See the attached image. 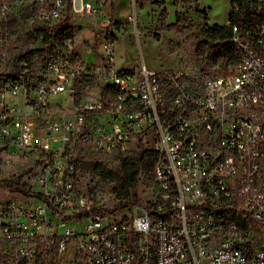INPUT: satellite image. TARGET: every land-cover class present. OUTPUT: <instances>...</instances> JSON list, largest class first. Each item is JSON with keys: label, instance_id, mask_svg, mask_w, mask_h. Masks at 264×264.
<instances>
[{"label": "built area", "instance_id": "built-area-1", "mask_svg": "<svg viewBox=\"0 0 264 264\" xmlns=\"http://www.w3.org/2000/svg\"><path fill=\"white\" fill-rule=\"evenodd\" d=\"M229 1L235 60L197 84L179 68L119 67L108 28L95 38L98 61L84 60L74 37L20 50L0 87V160L15 149L34 161L26 189L0 183V264H264V0ZM101 5L0 0V59H9L10 21L31 30L68 12L99 19ZM87 75L100 82L79 94ZM64 91L70 110H39ZM28 92L37 109L15 114L10 97ZM141 134L159 150L153 199L121 213L98 206L79 188L73 145L125 150Z\"/></svg>", "mask_w": 264, "mask_h": 264}, {"label": "rangeland", "instance_id": "rangeland-1", "mask_svg": "<svg viewBox=\"0 0 264 264\" xmlns=\"http://www.w3.org/2000/svg\"><path fill=\"white\" fill-rule=\"evenodd\" d=\"M101 2L100 14L96 16L100 17L98 20L80 13L67 14L76 31V37L74 35L76 49L88 63L96 57L91 53L98 48L95 38L103 28H108L114 35V58L115 64L119 67L133 71L139 70L143 64L151 70L179 68L187 72L185 77L188 81L197 84L201 82L204 74L222 72L230 66L227 57L212 59L210 49L204 53L197 52V42L204 38L202 30L205 26L215 23L228 24L229 0H101ZM202 9H205L206 14ZM179 13L181 15L178 17ZM161 15L165 23L175 22L179 18L178 26L171 30H160L158 26L161 24ZM30 28L31 24L26 19L12 20L8 23L10 32L8 42L11 46L9 59H0V87L3 89L8 79L15 75L12 72L16 64L14 54L25 49L33 41L27 34ZM96 60H99L98 57ZM99 82L98 77H94L80 93L94 92ZM79 83H82V80ZM35 96V92H28L27 97L20 93L18 96L10 97L11 101L8 99L15 114H31L37 109L38 99L34 98ZM49 98L50 101L56 102L55 105L47 104L39 108L47 114L68 111L73 103L69 91L60 92ZM152 142L150 135L141 134L129 141L124 151L128 155H134L141 145L151 147ZM158 145L162 146L161 141ZM72 152L79 169L80 190H87L98 206L112 209L118 201L113 191V183L101 180L99 176L87 170L86 166L91 162L103 161L117 169L119 162L115 151L101 150L89 141L78 140L73 145ZM8 154L3 155L10 159L9 162L4 163L3 159L0 160V180L19 175L23 181L30 180L32 170L29 169L34 159L15 149L8 150ZM154 188L153 179L140 173V180L135 188L136 208L140 209L139 206L153 199ZM5 194L6 192L0 188V199H4ZM129 207L130 205L113 211L121 213L127 211Z\"/></svg>", "mask_w": 264, "mask_h": 264}, {"label": "trees", "instance_id": "trees-1", "mask_svg": "<svg viewBox=\"0 0 264 264\" xmlns=\"http://www.w3.org/2000/svg\"><path fill=\"white\" fill-rule=\"evenodd\" d=\"M136 1V0H135ZM205 13V9H202ZM181 13L178 14V17ZM161 24L158 26L160 30H171L178 26L179 18L175 22L165 23L164 17L161 15ZM118 22V21H116ZM48 29H54L50 33ZM202 33L204 38L197 42V52L204 53L207 49L211 50L210 56L217 60L222 57H227L230 64L235 60V47L232 42L231 26L229 24H212L203 28ZM35 39H42L44 42H52L64 37H74V25L70 23L69 17L65 16L57 26H42L33 24L32 29L27 33ZM158 36V34H156ZM25 56V52L17 51L14 54L15 65L12 72H16L17 63ZM93 75H87L82 79V83L78 84V92L93 80ZM116 159L119 162V167L114 169L106 162L95 161L86 166V169L99 176L101 180L111 181L113 183V191L118 199L117 203L110 211L116 210L120 207L132 206L137 203V194L135 188L140 180V173H143L147 178H152L153 168L157 159L159 150L157 148L144 147L141 145L134 155H128L124 150H114ZM0 183L8 186L11 190L26 189L25 182H22L21 175L16 177H9L0 180ZM29 193L28 191H26Z\"/></svg>", "mask_w": 264, "mask_h": 264}, {"label": "water", "instance_id": "water-1", "mask_svg": "<svg viewBox=\"0 0 264 264\" xmlns=\"http://www.w3.org/2000/svg\"><path fill=\"white\" fill-rule=\"evenodd\" d=\"M78 2L79 0H75V4L78 6ZM43 45H44V42L42 39L38 38L36 43L34 44V48L36 50H39V49H42L43 48Z\"/></svg>", "mask_w": 264, "mask_h": 264}, {"label": "crops", "instance_id": "crops-1", "mask_svg": "<svg viewBox=\"0 0 264 264\" xmlns=\"http://www.w3.org/2000/svg\"><path fill=\"white\" fill-rule=\"evenodd\" d=\"M106 3V2H105ZM105 3H103V4H105ZM102 6V5H101ZM100 18V17H99ZM95 20V19H94ZM96 20H98V19H96ZM76 32V31H75ZM75 37H76V33H75ZM91 53H93L95 56H96V54H95V51L94 52H91ZM94 59H95V57H94Z\"/></svg>", "mask_w": 264, "mask_h": 264}]
</instances>
